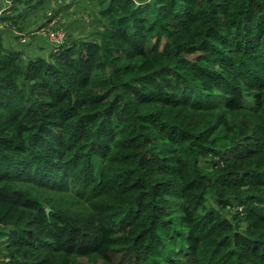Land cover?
I'll list each match as a JSON object with an SVG mask.
<instances>
[{"label": "trees", "instance_id": "16d2710c", "mask_svg": "<svg viewBox=\"0 0 264 264\" xmlns=\"http://www.w3.org/2000/svg\"><path fill=\"white\" fill-rule=\"evenodd\" d=\"M10 1L0 264H264V0H87L45 55Z\"/></svg>", "mask_w": 264, "mask_h": 264}, {"label": "rangeland", "instance_id": "374dc122", "mask_svg": "<svg viewBox=\"0 0 264 264\" xmlns=\"http://www.w3.org/2000/svg\"><path fill=\"white\" fill-rule=\"evenodd\" d=\"M64 2H66L67 5L65 7H61L62 10L59 13H57L55 15V18L53 19V21L58 20L57 27L62 26L65 29V31L68 30V32H72L74 35H84V34L89 35V30L92 31L95 27L94 24H91L92 21L90 20V18H92V15H94L92 13L97 11V8L87 0H64ZM57 4H58L57 0H50V2H47L44 7L47 10L43 8L38 10L36 13L33 14L30 13L29 16L26 17V20L21 22V25L26 24L25 28L26 29L29 28L28 33L31 34V36L28 34V39L24 42L25 44L27 43L28 47L31 44L46 46V41H48V39H46L42 33L39 34L35 33L34 35H32L33 34L32 32L36 30H39L38 32L45 31V26L46 27L49 26V21H47L48 20L47 17H45L43 14L46 13L49 15L51 9L54 6L55 7L58 6ZM5 6H6L5 0H0V12L3 10ZM59 6L61 5L59 4ZM90 10H92L91 11L92 13H89ZM0 24H2L1 21ZM0 31L4 32L6 36L9 35V33L5 32L7 31L6 29L0 28ZM40 54L45 55V52H41Z\"/></svg>", "mask_w": 264, "mask_h": 264}, {"label": "built area", "instance_id": "2783aa9c", "mask_svg": "<svg viewBox=\"0 0 264 264\" xmlns=\"http://www.w3.org/2000/svg\"><path fill=\"white\" fill-rule=\"evenodd\" d=\"M5 2H6V6L3 8V10L9 11L8 9L10 7L11 1L5 0ZM2 11L0 12V14L2 13ZM54 18L55 17H53L49 21L48 27L45 26V31L38 32L39 30H36L34 33H36V34L42 33L45 36V38L48 39L50 46L52 45L54 47V50L56 51L59 48L60 44L64 41V39L66 37V31L62 26L57 27L58 26V22H57L58 20L53 21ZM29 35H31V34H29ZM20 39L22 42H25L28 39V35L27 34H21Z\"/></svg>", "mask_w": 264, "mask_h": 264}, {"label": "crops", "instance_id": "0c3cea01", "mask_svg": "<svg viewBox=\"0 0 264 264\" xmlns=\"http://www.w3.org/2000/svg\"><path fill=\"white\" fill-rule=\"evenodd\" d=\"M6 38L9 39V35H7ZM19 46L23 47L22 44H20ZM28 50H29V52L33 53V55L40 54L41 52H45V54H46L50 50V43L48 41H46V46L38 45V44H34V45L31 44V45H29Z\"/></svg>", "mask_w": 264, "mask_h": 264}, {"label": "water", "instance_id": "95a60500", "mask_svg": "<svg viewBox=\"0 0 264 264\" xmlns=\"http://www.w3.org/2000/svg\"><path fill=\"white\" fill-rule=\"evenodd\" d=\"M47 211H49V210L47 209Z\"/></svg>", "mask_w": 264, "mask_h": 264}]
</instances>
